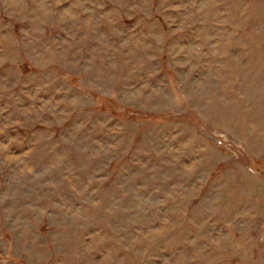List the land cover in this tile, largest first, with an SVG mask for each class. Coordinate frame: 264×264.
Returning a JSON list of instances; mask_svg holds the SVG:
<instances>
[{"label":"rangeland","instance_id":"374dc122","mask_svg":"<svg viewBox=\"0 0 264 264\" xmlns=\"http://www.w3.org/2000/svg\"><path fill=\"white\" fill-rule=\"evenodd\" d=\"M0 264H264V0H0Z\"/></svg>","mask_w":264,"mask_h":264}]
</instances>
